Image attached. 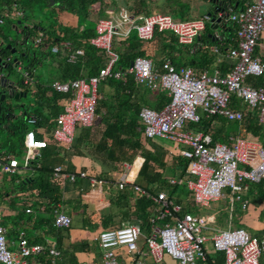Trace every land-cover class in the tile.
Masks as SVG:
<instances>
[{
    "label": "built area",
    "instance_id": "1",
    "mask_svg": "<svg viewBox=\"0 0 264 264\" xmlns=\"http://www.w3.org/2000/svg\"><path fill=\"white\" fill-rule=\"evenodd\" d=\"M225 13L216 17L234 25L236 46L226 52V57L232 61L231 69L220 76L216 73L208 75L190 67L175 69L166 59L162 60L161 72L155 73L152 62L141 57L134 58L131 67L115 70L113 66L117 56L110 51L112 39L123 40L133 31L138 40L149 41L156 31L170 34L178 44L188 46L203 25L209 24L210 18L203 15L198 21L181 22L164 14L133 17L122 8H118L117 12L106 11L104 18L95 20L94 36L88 41L92 48L104 54L105 64L97 76L49 84L56 93L71 92L70 99L55 119L51 141L67 148L73 141L75 128L91 126L99 82H124L127 76H132L137 85H143L153 93L164 92L169 98L159 111L140 108L137 117L145 139H160L181 146L178 155L187 161L185 187L194 206L204 209L219 200H227L229 204L240 202V195L248 185L264 182V148L256 142L235 137L229 138L227 143L210 145L208 137L183 129L187 123H197L200 115L240 121L244 114L228 108L233 97L245 106V113L255 115L264 131V87L254 88L245 83L247 78L260 77L264 72L261 60L252 55L258 39L264 34V0H250L242 9ZM39 40L40 35L34 43ZM62 46L67 52L65 63L74 64L82 56L81 50H71L66 43ZM50 51L55 54L56 47ZM23 81L26 84V75ZM33 123L34 119L30 117L27 124ZM23 147L20 164L15 160H0V173L13 174L26 170L31 160L39 158L45 141L37 139L35 133L28 130L23 137ZM128 168L124 166L126 171H129ZM126 171L116 183L118 190L126 186ZM76 178L85 179L90 187L97 184L93 177L83 172L65 173L60 167L51 172V179L58 184L73 183ZM172 183L174 180H170ZM131 190L148 197L136 186H132ZM153 201L157 204L156 219L163 223L161 227L153 228L144 242L146 255L153 264H160L164 257L177 264L204 262L205 243L209 244L212 252L222 253L223 264H264V235L256 239L244 229L234 228L218 230L206 237L203 232L209 223L208 217L180 214L181 206L168 200L163 193H158ZM241 202V208L245 209L246 202ZM52 218L56 229H65L70 225L69 218L59 208L52 211ZM166 219L170 222H164ZM139 237V227L134 223L99 230L94 240L100 252V263L143 264L137 247ZM7 246L5 229L0 225V264H55L57 252L53 246L46 248L29 244L22 231L17 234L16 250L11 252ZM119 249L124 251L125 257L118 252Z\"/></svg>",
    "mask_w": 264,
    "mask_h": 264
},
{
    "label": "trees",
    "instance_id": "2",
    "mask_svg": "<svg viewBox=\"0 0 264 264\" xmlns=\"http://www.w3.org/2000/svg\"><path fill=\"white\" fill-rule=\"evenodd\" d=\"M50 2H52L51 6ZM133 2V5L128 6V9L125 8L131 16L146 17L150 14L148 9L144 7L143 0H133ZM249 3L250 0H227L224 11H237ZM118 8L115 0H0V17L2 24L6 23L8 27L20 35L21 40L17 41H25L27 44L29 39L34 42L40 35L39 42L34 43L39 54L43 55V49L46 48L48 52L44 56H51L53 53L50 50L56 47L57 52L54 54L56 61H52L57 69L56 80L58 82H68L96 77L103 68L105 64L103 52L92 48L88 41L94 36L95 20L104 18L106 11L115 12ZM90 15L96 16L93 22L90 20ZM63 16L72 17L76 21L70 22ZM176 21L185 22L186 20ZM217 26L221 31L227 32L223 34V39L218 40L217 37L213 36L208 23L203 25V29L197 37L198 43L205 46L204 49H196L193 44L180 45L172 35L156 31L153 32L149 41L138 40L133 31L123 40L112 39L110 51L117 56V62L113 68L115 70L126 69L129 63L137 57L150 60L151 56L146 54L145 50L148 47L147 49L150 52L157 55L152 62V71L155 73L161 72V63L165 59L175 69L190 67L196 71L204 72L206 63L203 65V56L199 59L197 54L201 55L209 47L216 48L218 54H223L236 46L234 25L219 19ZM197 37L195 40H197ZM12 42L14 43V41ZM13 43L8 44L13 46ZM64 43L68 44L71 50L79 49L82 51V56L74 64L65 63L67 52L62 46ZM28 52L33 53L29 50ZM33 54L36 64H39L35 53ZM252 55L254 56V54ZM0 59L3 61L8 59V62L5 63L7 67L3 73H11V56L3 48H0ZM206 59L208 58L206 57ZM231 67L232 63L228 66L227 71L219 72V74L221 76L226 75ZM29 75L30 72L26 73L28 82L19 89L25 95L29 94L31 103L21 106L19 116L12 115L13 109H19V105L10 106L5 104V100L0 103V160L2 162L5 160H15L17 162L16 156H23V137L28 131L27 125L29 124H27V120L30 117L34 119V123L29 125L31 127L29 130L35 133L37 139L45 141V148L39 151L41 156L48 146H58L51 141L50 134L55 128V119L70 99L71 92L66 94L56 93L50 89L49 85L38 84L35 80H32V89L29 90ZM245 83L254 88L264 87V72L260 77L247 78ZM98 85L110 88L113 91L111 99H102L99 97L100 94L96 92L95 110L91 126L80 128L75 144L72 142L67 148H73L74 154L80 155L81 153L77 151V148L83 145L97 158H102L100 155L103 154L106 160L114 164V171L116 172L120 170L122 163L131 164L136 158H142L136 178L142 182V186L139 185V187L145 189L148 197L134 193L131 187L127 185L113 194L106 204L122 215L120 218L122 224L134 223L138 225L139 241L143 245L151 230L163 225L162 221L156 219L157 204L153 201L158 193H163L168 200L180 205V214L190 212L197 214V207L192 203L185 187L184 176L187 170V161L178 156L172 166V170L177 172V178L165 180L158 172L159 163L156 156L147 152L144 153L141 148L146 139L143 137L142 126L137 113L142 107L159 111L169 101L166 93H153L143 85L137 86L132 76H127L124 82L104 80L99 82ZM141 87L144 88L140 89ZM18 102L15 101V103ZM228 106L231 109H237L242 106V103L231 97ZM30 109L32 110L29 111ZM5 113H7V116L3 118ZM98 118H100V121ZM230 124L233 126V131L231 134H226L225 129L229 128ZM183 129L200 132L203 136L208 137L210 145L219 141L227 143V138L232 136V138L256 142L264 148V131L257 122L256 117L249 114H244L240 122L230 123L220 120L217 116L204 117L201 115L197 123H187L183 126ZM35 130H40V133L37 134ZM53 156L54 154L51 155V152H49L48 157L45 158H52ZM39 158H41L40 162H37ZM39 158L31 160L26 170H24L30 171L27 178L19 180L16 172L13 174L0 173V206L4 198L8 200L5 205L12 208L15 206L14 199L16 196L22 198L24 193L33 195L34 205L32 202H21V205L27 208L17 212L15 218L19 219L31 213L29 208L31 209L32 205L38 209L40 206L37 205V201L45 202L42 213L46 215V219H34L35 222L32 227L43 229V235L53 239V244L46 243L42 238L26 237L24 231L22 233L29 244L41 245L46 248L53 246L57 252V257L54 260L55 264H76L77 255L90 251L91 243L88 241L93 237L94 231L98 228L106 229L113 226L112 214L100 215L98 212L101 206H97L92 214L85 218L82 217V227L80 229L71 227L65 229L54 228L53 218L51 217L52 211L58 204L63 205L58 187L60 184L51 179L53 169L43 164V157L39 155ZM170 180H174V183L170 184ZM100 183L105 184L107 181L97 178V185ZM107 184L110 185L111 182L108 181ZM148 185H155V188L146 190ZM245 192L244 197V192L240 195L241 201L246 200L247 207L259 210L258 219L264 218V182L248 185ZM64 204L72 205L71 203ZM226 204L229 205V203ZM25 210L28 212L26 213ZM241 215L240 210L235 213L238 220ZM238 220H236L235 226L242 227L238 224ZM167 221L170 222L168 219L164 220V222ZM26 222H30V217L26 219ZM121 222L118 224H121ZM214 223L217 224L216 217L213 216ZM215 230H212V232ZM247 233L256 239L264 235V231L259 233L247 231ZM204 254V261L207 264H223L222 253H214L215 257L212 259L206 257L205 250Z\"/></svg>",
    "mask_w": 264,
    "mask_h": 264
},
{
    "label": "crops",
    "instance_id": "3",
    "mask_svg": "<svg viewBox=\"0 0 264 264\" xmlns=\"http://www.w3.org/2000/svg\"><path fill=\"white\" fill-rule=\"evenodd\" d=\"M200 2L204 3V0H199ZM205 4V3H204ZM206 5V4H205ZM206 10H207V5L205 6ZM154 10H151L150 14H156L153 12ZM112 12V11H110ZM205 11L203 13V15H206ZM149 14V15H150ZM166 15V14H164ZM202 15V16H203ZM201 16V17H202ZM200 17V18H201ZM101 19V18H100ZM176 21V20H175ZM213 32V36L217 37L218 40L223 39V34H226L227 32L225 31H221V29L219 28V26H217V28L215 30H212ZM167 34V33H166ZM194 46H196L195 48H201L204 49L205 46L201 45L198 43V37L197 40H194L192 43ZM148 48V47H147ZM145 49L146 50V54H148L150 57L151 62L154 61V59L157 57L156 53H152L149 51V49ZM216 50V48L213 47H209L206 50H204V54L202 53L197 54V57L200 59V57L203 56L204 61H203V65H205L204 70L208 75H213V74H219V72H224L227 71L228 66L232 63L231 60H229L226 57V51L223 54H218L217 50L216 52L214 51ZM206 51V52H205ZM253 54L255 57L259 58L262 62V64L264 65V34L261 35V37L258 39L257 44H256V48L253 50ZM206 57L208 59H206ZM197 58V63L199 64ZM221 76V75H220ZM16 80V79H13ZM33 78H31L30 80V85L32 83ZM57 81V80H54ZM28 82V81H27ZM53 82V81H51ZM50 82V83H51ZM138 86V85H137ZM144 87H141L140 89H143ZM96 92H98L100 95L99 97H101L102 99H111V95L113 94V91L110 88L107 87H101L99 85H97L96 87ZM230 101V100H229ZM229 104V103H228ZM229 108V106H228ZM149 109V108H148ZM231 109V108H229ZM234 111H238L241 114H248L245 113V107L242 104V106H240V108L237 109H231ZM20 113V112H19ZM20 114H18L17 116H19ZM251 115V114H249ZM201 116V115H200ZM255 117V115H253ZM220 120H223L227 123L230 122H240L243 117L241 118L240 121H227L224 118L218 117ZM98 120L100 121V118H98ZM28 126V130L31 129V127L29 125ZM79 129L80 128H75L73 131V144H75V141L79 135ZM35 132L38 134V132L40 133V130H35ZM191 132V131H190ZM193 133H200V132H193ZM234 137V136H233ZM232 138L228 137L227 139ZM216 143H226L225 141H219ZM142 150L143 152H147L150 153L154 156H156V158L158 159V163H159V167H158V172L161 174V176L165 179V180H169V179H176L177 178V172L172 170V166L174 165L175 159L179 156L178 155V151L181 149V146L179 145H174L173 143H170L168 141H164V140H160V139H151V140H147L142 144ZM77 151H79L81 154L77 155L74 154V150L73 148H67L64 149L60 146H48L46 151L44 153H42L41 156V152H39L40 157H43L44 162L43 164L46 165L47 167H49L50 169H54L55 167H60L65 173H73L76 174L77 172H83L86 173L88 176L93 177L95 179V182L97 183V178L103 179L104 181H108L111 182V184H107V183H100L99 185H95L93 187H90L88 182L85 179H78L76 178L74 180L73 183H68V182H63L61 183L58 187H59V192L61 195V200H62V204H58L55 209L59 208L61 210V212L67 216L69 218L70 221V225L69 227L74 228V229H80L82 227V217L85 218L87 216H89V214H92L93 211L97 208V206H101L100 210H99V214L100 215H111L112 216V223L113 226L108 227L106 229H96L93 233V237L90 239V251L93 253V251L98 250L96 241L94 240V236L95 234L99 231V230H110V229H114L119 227L120 225H122V222L120 220L121 218V214H118L112 207L107 206V201L109 200V198H111V196L113 194H115L116 192H118L119 190L116 188V183L119 179V177L122 175L123 172H125L126 170L124 169V166H128V170L130 169V165L136 161H140L136 173L142 163V158H136L134 160V162H132L131 164L129 163H122L120 166V170L118 172L114 171L115 167L114 164H112L109 160L105 159V155L101 154L100 156L103 158H97L94 154H92L90 151H88L87 149H85V147L83 145L78 146ZM51 152V155L54 154V156L52 158H45L48 157V153ZM20 172L19 171H16ZM127 172L126 171V176H127ZM116 176V180H113L111 177L112 176ZM136 176V174H135ZM27 178V176L25 177ZM185 178V176H184ZM24 179V178H23ZM137 179V183H133V184H127L126 186H136L138 187L140 190L145 191V189H142L139 187V185L142 186V182H140ZM16 185V184H14ZM125 186V187H126ZM146 190L148 189H154L155 185H148L146 186ZM161 193V192H160ZM246 192H244L243 197L245 195ZM22 198H19L18 196L15 197L14 201H15V206H13L12 208H8L5 203L8 201L6 198H4L2 200V205L0 206V225H2V227L5 229V237L6 240L8 242V249L11 252H14L16 250V239H17V234L19 232H21L22 230L20 229L19 225L24 221L21 218L16 219V215L17 212H21L24 209H26L27 207H25L24 205H21V202H32V204L34 205L35 202L33 203V195H29V193H24L22 194ZM223 201V200H221ZM244 202H246V200H244ZM37 205L40 206L37 207L33 206L31 207L30 210V214L27 217H30V222H26V220L24 221L27 225L30 226L31 228V236L29 238H42L46 243L49 244H53V239H50L46 236L43 235V232L41 229H36V227H32L33 223L35 222L36 219H46V215L42 213L43 210V204L45 205V202L43 201H37ZM64 203H71L72 205H68V204H64ZM226 203L227 200H226ZM234 203L238 204V207L240 206V208H237V211H241L242 215L241 217H239L238 220V224H240L242 227H232L229 222H227L226 224V229H234V228H241L244 229L246 232L250 231V232H254V233H259L264 231V218H260L258 219V212L259 210L257 209H253L252 207H245V209L241 208V201L240 202H233L230 203L228 205V211L231 213L232 212V205ZM28 205H30L28 203ZM27 205V206H28ZM236 211V212H237ZM213 215L210 214H203V216H206L209 218V223L206 227V230L203 232V234L206 237H210V235L213 233L212 230H224V228L222 229L218 224L216 223H211L210 222V217H216L215 215V211L212 210ZM196 214V213H195ZM193 214V215H195ZM198 216V214H197ZM202 216V215H201ZM52 217V215H51ZM28 219V218H27ZM35 219V220H34ZM34 220V221H33ZM31 221H33L31 223ZM119 222H121V224H118ZM126 224V223H123ZM215 230V231H216ZM44 231V230H43ZM214 231V232H215ZM89 233V232H86ZM264 234V233H263ZM137 247L141 248L140 250L138 249L139 252H141V258L140 260L143 262V264H153L150 261V258L146 255V250L144 247V244L142 245V242L138 240L137 242ZM203 248L206 252V257L207 258H214L215 254L212 253V251L210 250V246L208 243H205L203 245ZM90 251H88V253H84V254H79L76 256V264L80 263V262H84L85 259H87V261L89 262H84L86 264H94V261L92 259L95 258H88V256H90ZM118 252L123 256L124 251L122 249H119ZM94 255H96L95 253H93ZM125 257V255L123 256ZM98 258L100 259V252L98 250ZM101 264V263H100ZM160 264H177L175 261L164 257L161 261ZM195 264H207L206 261L204 262H199L197 261Z\"/></svg>",
    "mask_w": 264,
    "mask_h": 264
},
{
    "label": "rangeland",
    "instance_id": "4",
    "mask_svg": "<svg viewBox=\"0 0 264 264\" xmlns=\"http://www.w3.org/2000/svg\"><path fill=\"white\" fill-rule=\"evenodd\" d=\"M144 2V7L148 9L149 12L151 10H154L153 12L156 14H166L168 15L172 20H186V21H198L199 18L203 15V13L206 11V5L203 2H200L199 0H143ZM115 3L119 8H122L125 10V8L128 9V6L130 7L133 5V0H115ZM117 12V11H115ZM95 15H90V20L93 22L96 18ZM63 18L68 19L70 22L76 21V19H72V17L69 16H63ZM65 21V20H64ZM88 25V23H86ZM0 42L3 45H6L8 43H13L12 41H17L21 40L20 35H18L13 29L8 27V25L2 24L0 25ZM13 43V45H14ZM27 50L30 52L35 53L36 58L39 61L40 66H36L34 69L33 73V80L37 81L38 84L42 85H49L51 81H54L57 79V69L55 68L53 64V60L56 61V56L54 54L46 55L44 56L45 53L48 52V49L44 48L43 49V55L39 54L37 48L34 45V42L31 41V39L28 40L27 44L25 47ZM21 47L16 46V52L11 55V58H17L21 61L22 66H25L26 64L24 63L23 59L20 58V54L24 51ZM22 72H16L14 68H12V72L8 74L9 79H16L20 80ZM32 89V84H29V90ZM18 103H15L13 100H5V104H9L10 106L16 105H28L31 103V98L29 94L25 95L24 98L18 99ZM149 107V106H148ZM30 109L29 111H31ZM21 110L20 109H13V115L17 116ZM251 115H254L251 113ZM233 131V126L232 124L229 125V128L225 129L226 134H231ZM39 158L37 162H40ZM16 160L18 163L21 162L22 160V155L16 156ZM140 161H136L130 165V169L127 172L126 176V183L127 184H133L137 183L136 179V170L139 165ZM30 171H20L17 172V178L19 180L25 178L26 176L29 177ZM113 180H116V176L111 177ZM9 179V178H8ZM238 204L234 203L232 205V212L230 213L228 211V204H226V200H219L218 202L211 203L207 208L204 209H199L197 208V214L198 215H205V214H210L213 215L215 211L216 215V222L217 224L223 229H226V224L229 222V224L232 227L235 226L236 220H238L237 216H235V213L237 211ZM192 214H195L194 212H190ZM195 214V215H197ZM241 217V216H240ZM28 217L27 216H22V220H26ZM22 222L19 227L22 231L25 232L26 237L31 236V228L29 225H27L25 222ZM210 222L213 223V217H210ZM95 253L96 255H94ZM93 253L90 251V256L88 258H95L92 259L94 261V264H100V259L98 258V250L93 251ZM84 262H89L87 259L84 260Z\"/></svg>",
    "mask_w": 264,
    "mask_h": 264
},
{
    "label": "water",
    "instance_id": "5",
    "mask_svg": "<svg viewBox=\"0 0 264 264\" xmlns=\"http://www.w3.org/2000/svg\"><path fill=\"white\" fill-rule=\"evenodd\" d=\"M204 3L207 5V12L206 16L210 18L209 20V26L212 28V30H215L217 28V24L219 22V18L216 17L217 14H224L226 15L224 11V6L227 3V0H204ZM52 5V2H50V6ZM25 41H16L13 46L10 44L3 45L0 42V48H3L4 50L8 51L9 55H13L16 52V46L24 48L25 47ZM24 51L20 54V58L23 59L25 66H22V63L17 58H11L10 64L11 68H14L16 72H22V80H13L8 78V74L3 73V71L6 69L8 62V59L5 61L0 59V103L3 100H13L14 102L18 99L24 98L25 94L23 91L19 88H22L25 86L23 81V76L26 75V73L30 72V75L28 77V80L30 81L33 77L34 69L37 66H40L35 63V58L33 53H29L26 48L23 49ZM128 67H131V62L129 63ZM22 105H19V109H21ZM13 115V114H12ZM3 118L7 116V113L3 114Z\"/></svg>",
    "mask_w": 264,
    "mask_h": 264
},
{
    "label": "flooded vegetation",
    "instance_id": "6",
    "mask_svg": "<svg viewBox=\"0 0 264 264\" xmlns=\"http://www.w3.org/2000/svg\"><path fill=\"white\" fill-rule=\"evenodd\" d=\"M35 63H36V60H35ZM39 65V64H38Z\"/></svg>",
    "mask_w": 264,
    "mask_h": 264
}]
</instances>
